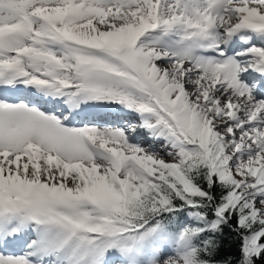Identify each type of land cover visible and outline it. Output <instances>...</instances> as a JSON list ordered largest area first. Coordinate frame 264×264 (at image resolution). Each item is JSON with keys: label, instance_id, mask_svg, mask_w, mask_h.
<instances>
[{"label": "snow or ice", "instance_id": "obj_1", "mask_svg": "<svg viewBox=\"0 0 264 264\" xmlns=\"http://www.w3.org/2000/svg\"><path fill=\"white\" fill-rule=\"evenodd\" d=\"M0 264H264V0H0Z\"/></svg>", "mask_w": 264, "mask_h": 264}]
</instances>
